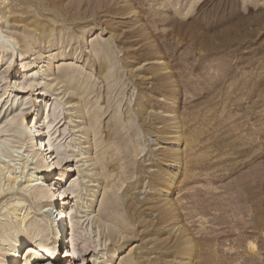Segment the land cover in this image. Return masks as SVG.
<instances>
[{
    "label": "rangeland",
    "instance_id": "374dc122",
    "mask_svg": "<svg viewBox=\"0 0 264 264\" xmlns=\"http://www.w3.org/2000/svg\"><path fill=\"white\" fill-rule=\"evenodd\" d=\"M48 109L73 240L39 264H264V0H0V264L53 239L7 224Z\"/></svg>",
    "mask_w": 264,
    "mask_h": 264
},
{
    "label": "bare ground",
    "instance_id": "6f19581e",
    "mask_svg": "<svg viewBox=\"0 0 264 264\" xmlns=\"http://www.w3.org/2000/svg\"><path fill=\"white\" fill-rule=\"evenodd\" d=\"M38 72H39V70H37L35 73L38 74ZM30 76H31L32 80L36 79V77L33 74H30ZM41 85L45 86V82L36 81V83H35V82H30L29 80H27L24 83H22V86H23L22 88L23 89L27 88L28 90L31 91V90H35V89L40 88ZM38 93L43 94V92H38ZM49 111H50V109L47 110L46 117H45V119H43L44 121H42L41 125L39 124L40 119H41V115H40V117L38 116L39 112L37 110L34 114L33 120L30 119L26 123V126L23 128L24 131H22L20 128L16 129V132L18 133V135H21L22 132L23 133L29 132V131L31 132V138L29 140L30 150L28 151L27 156L29 157V159L31 161L35 160V159H40V165L35 167V170L29 174V179L27 178L28 183H26L24 185V187H22V189H21V190L28 193V196L34 202L37 211L34 212L33 214H31V211H29L30 207L27 204V199L24 198L23 196L19 195L18 197H16L14 203L11 204L12 209H11V212L9 213L11 215L9 218H7V221H8L7 224L11 223V217H12L14 219V221L17 220L16 223L18 224V227L21 230L29 222L33 223L39 219L43 226L47 225L50 227V229L52 230L53 239L50 242L44 243L45 246H42L40 244V242L37 241V239L34 238L33 236L28 237L29 234L25 236V234H23L22 231L19 232V235H16L15 238L13 239L14 243L12 244L11 250L8 252L9 258L7 259V261L4 264H17L19 257H20V262H18V264H20L21 258H22L21 256H22V252H23L24 248L27 246H31V245L34 246L35 252L32 255L24 256L23 264H39L41 257L43 258L44 256H47V255L48 256L51 255L50 258L57 257L56 256L57 254L54 253V249H55L56 245L61 247L62 244H66L67 242L72 243V240H73V233L70 230V228L68 231L69 232L68 236H70L69 241H66V243H65V241H63V238L61 237V236H63V232H64V229H63L64 220L67 217L65 215L63 205L68 202L67 199L69 197L71 198V195L69 196L70 193L69 192L66 193V190L64 189V185L67 182V180L73 175L70 173L72 168L69 167V168L60 169L59 172L57 173L60 175L57 178L54 177L55 175L52 177L50 176L51 171H53V169L55 170L58 168V166L55 165L53 162L50 163L51 160H53L54 158H57V160L60 161V160H62V157L58 156L59 153L56 152V150L58 148L56 149V148L52 147L51 146L52 143H50V145H49L48 141L45 140V137L47 135H46L45 130H44L45 125H43V124H44V122H46V123L51 122L50 119L48 118L49 117ZM43 113L44 112L42 111V114ZM26 117H27V115L22 116V118H21L22 122H25ZM14 120H15V116H13L12 118L9 119V124L11 125L14 122ZM2 126H0V133L4 130L2 128ZM18 142H20V141L18 140ZM6 143L7 142H6V139L4 137V134H2V135L0 134V146L7 148ZM58 151H59V149H58ZM54 153H55V156H53L50 160H48ZM69 159L70 158H68L66 160V163ZM4 165H5V163L3 164V166ZM3 166L0 164V169ZM5 166H7V165H5ZM3 168H5V167H3ZM63 175H64V177L65 176H68V177L63 180V182L61 183L59 188H56L57 182H60L63 179V177H62ZM6 176H7L6 177L7 178V187L5 190L12 191L14 189L15 183L18 182L20 175H18V174L17 175L16 174L15 175H9V174H7ZM53 179L56 181L55 183H53L54 182ZM51 181H53V182H51ZM1 194H3V193H0V195ZM60 200H62L61 201L62 204L59 202ZM21 210H23V212H21ZM71 220H72V216L71 217L68 216V221L70 223V226L72 227L73 224H72ZM60 227H62V229ZM30 234L31 235H37V234H39V230H34ZM63 250H64V252H63L62 256L66 254V256L68 258L67 262L72 263L73 260L78 259L79 256L82 255L81 251L78 253H74L73 251L75 249L71 246L69 248L66 245ZM58 259H61V256ZM52 261H53L52 264H55L53 259H52Z\"/></svg>",
    "mask_w": 264,
    "mask_h": 264
}]
</instances>
